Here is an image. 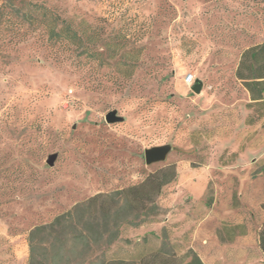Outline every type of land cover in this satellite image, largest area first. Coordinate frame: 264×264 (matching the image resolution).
Returning a JSON list of instances; mask_svg holds the SVG:
<instances>
[{
    "label": "rangeland",
    "instance_id": "1",
    "mask_svg": "<svg viewBox=\"0 0 264 264\" xmlns=\"http://www.w3.org/2000/svg\"><path fill=\"white\" fill-rule=\"evenodd\" d=\"M34 5L71 22L82 45L51 42L49 18ZM260 43L264 0H0L6 262L18 264L27 251L28 264L36 227L172 164L178 179L161 206L179 201L172 194L189 203L188 194L202 192L223 238L242 233L235 219L256 234L264 219V107L252 104L235 72L243 51ZM189 75L203 83L201 94L186 83ZM114 110L124 122H106ZM163 145L172 146L167 160L147 165L145 150ZM52 154L58 158L49 166ZM168 211L155 223L124 227L110 255L137 256L142 248L126 239L152 232ZM166 228L183 256L172 224Z\"/></svg>",
    "mask_w": 264,
    "mask_h": 264
},
{
    "label": "trees",
    "instance_id": "2",
    "mask_svg": "<svg viewBox=\"0 0 264 264\" xmlns=\"http://www.w3.org/2000/svg\"><path fill=\"white\" fill-rule=\"evenodd\" d=\"M34 10L49 18L51 42L66 41L77 48L82 45L80 32L71 22L41 5H34ZM86 51L93 58L100 55ZM235 76L249 93L252 104L264 107V43L243 51ZM177 179L176 165L162 167L139 184L97 194L50 223L36 227L29 236L28 264H204L193 249L180 256L166 227L161 234L152 231L138 240L126 239L127 245L142 248L137 256L133 253L128 258L110 255L121 240L124 227L139 228L155 223L164 214L159 200ZM258 237L264 255V219ZM154 240L158 241L156 248L150 247Z\"/></svg>",
    "mask_w": 264,
    "mask_h": 264
},
{
    "label": "crops",
    "instance_id": "3",
    "mask_svg": "<svg viewBox=\"0 0 264 264\" xmlns=\"http://www.w3.org/2000/svg\"><path fill=\"white\" fill-rule=\"evenodd\" d=\"M178 194L172 196L174 201L179 199L175 203L181 205H174L172 197L164 199L162 206L169 210L168 215L150 227L151 231L160 233L159 229L162 230L168 224H172L173 238L184 244L186 251L193 249L197 252L204 264H264V255L260 250L258 237L262 223L255 234L250 227L247 229L244 227L242 220L235 219L233 223L236 227L240 225L242 233H233L231 237L223 238L219 231L222 222L220 216L216 219L214 211L204 207L202 192L198 194L192 191L190 195L188 194L187 197L192 196L189 203L184 197H178ZM1 249L0 247V263L11 264L12 260L6 262L7 257ZM27 257L26 251L24 259L18 264H27ZM13 259L14 264H17L15 257Z\"/></svg>",
    "mask_w": 264,
    "mask_h": 264
},
{
    "label": "water",
    "instance_id": "4",
    "mask_svg": "<svg viewBox=\"0 0 264 264\" xmlns=\"http://www.w3.org/2000/svg\"><path fill=\"white\" fill-rule=\"evenodd\" d=\"M191 89L195 94L199 95L203 90V83L200 80H196ZM106 122L108 124L121 123L124 122V118L118 115V111L114 110L106 115ZM171 151H172L171 145H163V146L146 149L145 162L147 165H153L156 163L165 162ZM57 158H58L57 154L50 155L47 159V164L49 166H54Z\"/></svg>",
    "mask_w": 264,
    "mask_h": 264
},
{
    "label": "built area",
    "instance_id": "5",
    "mask_svg": "<svg viewBox=\"0 0 264 264\" xmlns=\"http://www.w3.org/2000/svg\"><path fill=\"white\" fill-rule=\"evenodd\" d=\"M186 83L191 86L193 85V83L195 82V78L191 75H189L186 79H185Z\"/></svg>",
    "mask_w": 264,
    "mask_h": 264
}]
</instances>
